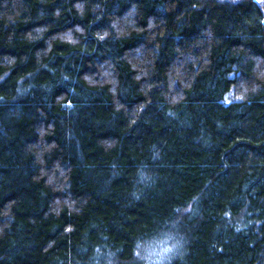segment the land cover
I'll use <instances>...</instances> for the list:
<instances>
[{"label": "trees", "instance_id": "16d2710c", "mask_svg": "<svg viewBox=\"0 0 264 264\" xmlns=\"http://www.w3.org/2000/svg\"><path fill=\"white\" fill-rule=\"evenodd\" d=\"M169 214L177 264H264V0H0V264Z\"/></svg>", "mask_w": 264, "mask_h": 264}, {"label": "clouds", "instance_id": "9594fccd", "mask_svg": "<svg viewBox=\"0 0 264 264\" xmlns=\"http://www.w3.org/2000/svg\"><path fill=\"white\" fill-rule=\"evenodd\" d=\"M166 115L176 116L175 111ZM151 160H158L162 151L156 144L149 148ZM156 184V175L149 170L146 162H141L135 170L130 195L141 199L143 192ZM187 239L181 229V218L172 214L157 217L147 230L139 232L132 240L130 264H177L187 254ZM88 255L85 264H121L122 250L113 245L108 236L101 233L96 243L85 240L82 246Z\"/></svg>", "mask_w": 264, "mask_h": 264}, {"label": "rangeland", "instance_id": "374dc122", "mask_svg": "<svg viewBox=\"0 0 264 264\" xmlns=\"http://www.w3.org/2000/svg\"><path fill=\"white\" fill-rule=\"evenodd\" d=\"M231 1H234V0H231Z\"/></svg>", "mask_w": 264, "mask_h": 264}]
</instances>
